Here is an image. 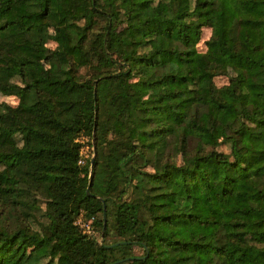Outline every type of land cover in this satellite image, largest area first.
I'll use <instances>...</instances> for the list:
<instances>
[{
    "label": "trees",
    "instance_id": "trees-1",
    "mask_svg": "<svg viewBox=\"0 0 264 264\" xmlns=\"http://www.w3.org/2000/svg\"><path fill=\"white\" fill-rule=\"evenodd\" d=\"M0 94V264H264V0H0Z\"/></svg>",
    "mask_w": 264,
    "mask_h": 264
},
{
    "label": "rangeland",
    "instance_id": "rangeland-1",
    "mask_svg": "<svg viewBox=\"0 0 264 264\" xmlns=\"http://www.w3.org/2000/svg\"><path fill=\"white\" fill-rule=\"evenodd\" d=\"M211 35V30L209 28H204L203 30V34H202V39L199 43V50H204L206 48L205 46V40H207ZM49 45L51 47H55L56 44L54 42H50ZM215 82L217 83V85L221 86L224 85L226 83H228V78L226 76H218L215 78ZM0 101H6L9 102L13 105H16L18 103V99L15 97H9V96H4L2 94H0ZM84 141V146H83V150H82V155L84 156V158H88V159H92L94 157V153H93V148L92 146L89 144V140L88 138H82ZM222 151H229V146H222L221 147ZM78 223L80 225H82L86 230H88V228L91 229V221H87L86 219L84 220V218L81 216L78 219ZM92 231V229H91ZM97 234V233H96ZM140 252V251H139Z\"/></svg>",
    "mask_w": 264,
    "mask_h": 264
},
{
    "label": "water",
    "instance_id": "water-1",
    "mask_svg": "<svg viewBox=\"0 0 264 264\" xmlns=\"http://www.w3.org/2000/svg\"><path fill=\"white\" fill-rule=\"evenodd\" d=\"M94 160V157L92 158V161ZM104 224H106V212H105V215H104Z\"/></svg>",
    "mask_w": 264,
    "mask_h": 264
},
{
    "label": "built area",
    "instance_id": "built-area-1",
    "mask_svg": "<svg viewBox=\"0 0 264 264\" xmlns=\"http://www.w3.org/2000/svg\"><path fill=\"white\" fill-rule=\"evenodd\" d=\"M87 232H89V233H92V231H91V229L90 228H88V230H86Z\"/></svg>",
    "mask_w": 264,
    "mask_h": 264
}]
</instances>
